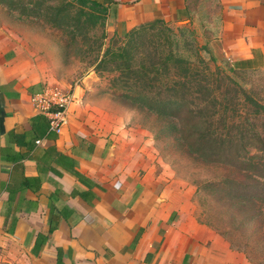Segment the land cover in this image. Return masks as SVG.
<instances>
[{
    "label": "crops",
    "instance_id": "1",
    "mask_svg": "<svg viewBox=\"0 0 264 264\" xmlns=\"http://www.w3.org/2000/svg\"><path fill=\"white\" fill-rule=\"evenodd\" d=\"M89 1L125 32L191 12V0ZM218 4L227 52L264 60V0ZM37 50L0 26V264H251L197 218L150 148L83 100L81 87L63 131H51L30 102L54 81Z\"/></svg>",
    "mask_w": 264,
    "mask_h": 264
},
{
    "label": "rangeland",
    "instance_id": "2",
    "mask_svg": "<svg viewBox=\"0 0 264 264\" xmlns=\"http://www.w3.org/2000/svg\"><path fill=\"white\" fill-rule=\"evenodd\" d=\"M190 6L185 21L155 19L125 32L112 29L106 16L82 0H0V26L35 41L52 87H81L85 102L132 133L134 145L150 148L154 163L183 184L199 220L251 264H264V113L254 122L261 135L241 125L232 131L233 145L220 147L213 126L204 123L203 103L191 93L169 95L164 86L173 72L168 58L202 60L229 78L231 83L210 88L227 90L219 102L243 116L252 103L264 106V60L253 56L251 63L236 65L247 60L227 52L218 0H191ZM237 156H254L259 165L249 172Z\"/></svg>",
    "mask_w": 264,
    "mask_h": 264
},
{
    "label": "trees",
    "instance_id": "3",
    "mask_svg": "<svg viewBox=\"0 0 264 264\" xmlns=\"http://www.w3.org/2000/svg\"><path fill=\"white\" fill-rule=\"evenodd\" d=\"M82 1L85 4L88 3L89 5L95 6L99 10V12L102 13L103 16H105L104 10L99 6H96L89 0ZM167 60L170 62L169 70L171 68L173 70L172 74L168 73L166 75L168 78L166 80V84H164V86H166L168 83V86H166L168 94L174 95L178 92H181V95L183 97L188 93H191L196 100H199L201 103H203L204 106L203 108H201L200 112L206 115L204 123L213 126V129L217 134L211 133V136H218L220 147L224 145H226L227 147H231L233 145L235 136L232 134V131L238 129L241 125L249 126L246 132L254 134L255 137L261 135V130L259 131L256 128L254 122L257 121L258 118H260V116L264 113V106L258 103H252L250 114H244L243 116H240V111L242 110L230 107L227 102H219V98L223 96L225 97L229 92L227 90H222L219 86H217V88L215 89H211L210 85L220 83L227 84L231 83V81L229 80V78L221 75L218 68L214 67V69L212 70L202 60L192 62L180 56H174L170 59L168 58ZM251 62L252 60H247L238 62L236 65L238 66L240 64ZM164 67L167 69L166 63H164ZM154 75L155 76L153 81L157 82V76L159 75L158 72H154ZM194 86H196V88ZM225 99V101H227V98ZM245 138L247 140L250 139L247 137ZM245 138L240 136V139ZM189 152H192L197 156L204 158L203 152H196V150L192 148H190ZM236 159H242L245 162L244 165L249 166V172H251V169L253 168L256 169V166L259 165V163L253 162L254 156H237ZM221 163L235 167L237 162H228L225 160ZM252 172H254V170ZM77 176L79 178L82 177L79 173H77Z\"/></svg>",
    "mask_w": 264,
    "mask_h": 264
},
{
    "label": "built area",
    "instance_id": "4",
    "mask_svg": "<svg viewBox=\"0 0 264 264\" xmlns=\"http://www.w3.org/2000/svg\"><path fill=\"white\" fill-rule=\"evenodd\" d=\"M74 101L73 91H62L52 86L30 97L35 110L47 119L50 130L55 134H60L67 125Z\"/></svg>",
    "mask_w": 264,
    "mask_h": 264
}]
</instances>
